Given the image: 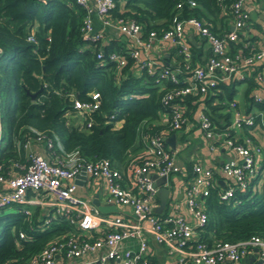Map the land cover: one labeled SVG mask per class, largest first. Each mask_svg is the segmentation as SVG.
Listing matches in <instances>:
<instances>
[{"label": "built area", "instance_id": "built-area-1", "mask_svg": "<svg viewBox=\"0 0 264 264\" xmlns=\"http://www.w3.org/2000/svg\"><path fill=\"white\" fill-rule=\"evenodd\" d=\"M72 1L84 9L80 29L85 38L103 41L107 28L115 27L127 37L128 53L134 58L136 68L156 73L157 81L166 78L186 83L163 94L162 102L168 106L162 111L165 127L146 137L143 150L133 156L123 170L112 167L107 158L84 160L76 151L65 152L56 135L48 136L34 127L29 128L31 134L25 140L14 142L18 151L23 150L24 157L13 162L5 173L0 168V208L14 202L22 206L25 214H30V206H40L46 214L45 223L64 216L78 227L77 232L48 243L24 264H158L149 259L155 255L158 245L165 247L173 264H243L247 259H253V264H264V237L260 235L253 234L236 242L215 241L211 246L196 239L197 228L207 220L203 199L217 180L225 186L220 198L228 199L236 188H246L259 173L262 145L250 136L240 139L229 134L232 128L252 124L257 115L263 117L264 110L245 114L233 98L227 106L232 119L225 130L220 131L209 114L198 107L197 125L203 137L210 146L223 139L236 156L224 160L217 169L198 161L191 162V175L184 179L185 213L179 210L180 202L173 192L171 176L182 173L185 177L188 168L177 160L178 148L172 149L166 142L170 133L190 126L186 107L178 98L191 94L203 99L206 94L220 90L222 83L243 79L251 67L264 63V47L252 52L236 47L239 31L248 19L244 5L264 0H219L222 11L232 18V28L222 33L212 30L209 23L199 17L179 18L175 14L160 35L152 30L146 37L134 19L111 16L116 0ZM188 5L195 6L196 2L189 0ZM177 7H182V3ZM94 13L100 21L99 28L94 26ZM186 24L209 46V54L202 64L193 62L191 44L184 33ZM29 40L35 41L33 35ZM159 40L175 47L179 55L177 63L171 65L150 55V49ZM102 55L100 49L97 57ZM108 59L114 62L119 76L127 63L126 55L114 50L108 53ZM256 78L264 80L263 73L258 72ZM253 101L264 105V95L253 94ZM72 102L75 123L80 127L89 126L92 112L100 106L99 92L91 90L85 99L72 96ZM69 114L67 111L66 115ZM261 122L264 125V121ZM4 142L0 114V146ZM38 145L46 154L38 151ZM216 172L220 177L214 175ZM153 174L165 175V185L169 188L167 202L160 212L155 210L159 204V185ZM99 181L103 182L101 196L98 194L100 202L115 205L116 211L102 212L93 203L92 193L87 192L88 196L83 198L85 193L78 192L80 185L89 189ZM24 236L20 231L19 237ZM132 239L138 243L136 249L124 246Z\"/></svg>", "mask_w": 264, "mask_h": 264}, {"label": "trees", "instance_id": "trees-1", "mask_svg": "<svg viewBox=\"0 0 264 264\" xmlns=\"http://www.w3.org/2000/svg\"><path fill=\"white\" fill-rule=\"evenodd\" d=\"M188 1L116 0L111 16L134 19L144 37L152 30L160 35L175 14L179 18L199 17L216 31L210 21L222 12V3L194 0L196 5L189 6ZM180 2L182 7L178 8ZM83 15L84 9L72 0H0V114L5 138L0 146L1 172L23 160L24 152L18 151L14 142L25 140L31 134L30 127L48 136L56 135L65 152L76 151L84 160L107 158L120 170L140 154L146 137L165 127L158 123L160 113L168 109L162 96L186 82L166 78L157 81L156 73L137 69L128 53V39L122 33L106 42L85 38L80 29ZM30 35L35 41L29 40ZM237 46L244 52L257 50ZM100 49L103 55L97 57ZM114 50L127 57L119 76L114 62L108 59V53ZM192 50L195 60L201 51L195 45ZM259 71L260 65L253 66L243 79L222 83L220 90L203 99L189 94L177 100L185 105L187 119L202 107L217 130H225L231 121L227 105L238 84L247 83L246 100L255 103L251 90L258 86L255 78ZM91 90L99 92L100 106L92 112L91 124L80 127L72 119V96L85 99ZM35 91L32 99L29 92ZM215 99L219 102L212 103ZM255 105L264 110L263 104ZM258 121L255 118L253 123ZM186 166L184 179L191 175V162ZM214 175L220 177L217 172ZM224 187L217 180L203 199L207 220L197 228L196 239L211 246L215 241L236 242L253 234L264 237L261 167L246 188H236L228 199L220 198ZM6 207L15 210L5 211ZM30 209L31 213L25 214L14 202L0 208V264H24L48 243L78 231L64 216L45 223L46 214L40 206ZM20 231L25 233L22 238ZM149 259L156 262L155 257Z\"/></svg>", "mask_w": 264, "mask_h": 264}, {"label": "crops", "instance_id": "crops-1", "mask_svg": "<svg viewBox=\"0 0 264 264\" xmlns=\"http://www.w3.org/2000/svg\"><path fill=\"white\" fill-rule=\"evenodd\" d=\"M245 9L248 11V19L245 23L244 27L239 31V40L236 44L242 45L244 47H250L254 49H261L264 47V2H246L244 5ZM210 24L215 28L218 33H222L232 28V18L229 13L227 12H220L217 16L210 21ZM94 26L96 28L100 27V21L97 18V15L94 13ZM184 33L191 44L195 45L199 51H201L200 56H196L193 62L195 64H202L205 62L209 54V46L208 44L199 38L197 34L194 32L193 28L186 24L184 26ZM120 32L115 27L107 28L105 32L103 42H106L108 39L114 38L118 36ZM240 47V46H239ZM175 47L172 46L169 42L159 40L156 42L152 49H150L149 53L151 56L161 59L164 62L174 65L178 62L179 57L174 49ZM192 50V54H193ZM138 69V68H137ZM134 70L138 72V70ZM259 73H263L264 75V63L260 65ZM256 83L258 86L251 90L252 94H259L264 95V80L260 81L255 78ZM247 87V83L243 82L237 85V91L234 94L233 98H235L238 102V106L242 112L246 113H254L260 112L261 108L257 107L255 103H251L250 101L246 100L245 90ZM219 102V100L215 99L212 103ZM228 106V105H227ZM198 108L193 112L191 115L192 119H188L190 126L182 129L180 131H176V147L177 150V160L179 162L188 163L193 161H198L203 163L206 166L212 167L217 169L221 163L229 157H235L236 153L229 150L224 142L223 139L218 140L213 146H210L208 140H206L201 130L197 125V117H198ZM255 118H258L259 121L252 123V124H242L241 126L235 127L230 129V132L242 139L244 136H253L254 141L258 142L263 147V155L261 160V170L262 175H264V125H262L261 121H264V116L261 117L257 115ZM165 116L163 112L160 113L158 123L163 124ZM232 117L230 116V120ZM121 122H118V125ZM253 125V126H252ZM247 128V132L244 129ZM248 133V134H246ZM37 149L42 154H46L44 149L38 145ZM187 174V173H186ZM184 175L182 173H177L171 176V182L173 183V192L178 198L180 202L179 210L183 213L186 212V205L184 202ZM262 180V179H261ZM260 180V182H261ZM103 190V182L99 181L98 184L90 187L89 189L86 188L84 185H80L78 187V192L80 193H92L94 196L98 197L100 192L102 193ZM99 198V197H98ZM100 200V199H99ZM125 247H132L134 249L137 248L138 243L135 239L127 240L124 243ZM156 253L153 257L156 258V263L158 264H173V258L166 253L164 246H156ZM91 257V256H90ZM250 259V258H249ZM60 264H64L61 262ZM243 264H253V259L250 261L247 259L244 261Z\"/></svg>", "mask_w": 264, "mask_h": 264}, {"label": "water", "instance_id": "water-1", "mask_svg": "<svg viewBox=\"0 0 264 264\" xmlns=\"http://www.w3.org/2000/svg\"><path fill=\"white\" fill-rule=\"evenodd\" d=\"M29 93H30L31 98L34 99V97L37 94V91L29 92ZM166 142L172 149H174L176 147V133L175 132L170 133L166 138ZM153 177H156V183L159 185V189H158L159 204L157 205L155 210L156 212H160L167 202L169 188L165 185L166 180H167L165 175L157 177L156 174H153ZM92 201L102 212L117 210L116 206L113 204L111 205L102 204L97 196H95L92 199Z\"/></svg>", "mask_w": 264, "mask_h": 264}, {"label": "rangeland", "instance_id": "rangeland-1", "mask_svg": "<svg viewBox=\"0 0 264 264\" xmlns=\"http://www.w3.org/2000/svg\"><path fill=\"white\" fill-rule=\"evenodd\" d=\"M76 118L75 116H72V119ZM88 195L85 193L83 194V198H86ZM15 210V208H11V207H6L5 211H13Z\"/></svg>", "mask_w": 264, "mask_h": 264}]
</instances>
